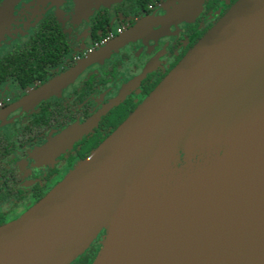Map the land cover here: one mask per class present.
I'll return each mask as SVG.
<instances>
[{
  "label": "flooded vegetation",
  "instance_id": "1",
  "mask_svg": "<svg viewBox=\"0 0 264 264\" xmlns=\"http://www.w3.org/2000/svg\"><path fill=\"white\" fill-rule=\"evenodd\" d=\"M238 1L119 0L76 16V0H18L0 61H30L35 78L0 82V226L107 139Z\"/></svg>",
  "mask_w": 264,
  "mask_h": 264
},
{
  "label": "water",
  "instance_id": "2",
  "mask_svg": "<svg viewBox=\"0 0 264 264\" xmlns=\"http://www.w3.org/2000/svg\"><path fill=\"white\" fill-rule=\"evenodd\" d=\"M17 1L0 3V42ZM117 1L76 0L75 13L84 16L92 7ZM262 119L264 0H239L64 182L0 228V246L23 240L17 250L0 253V264H54L55 255L48 256L47 248L87 217V225L56 264H72L105 231L108 238L93 263L100 264L115 213L142 183L176 173L181 155L185 183L213 170L227 162L229 149L237 145L232 133ZM224 149L228 151L213 161L211 154ZM115 170L120 171L116 184L106 190L102 183ZM47 225L54 231L26 240ZM166 264H264V209L220 240L175 254Z\"/></svg>",
  "mask_w": 264,
  "mask_h": 264
},
{
  "label": "bare ground",
  "instance_id": "3",
  "mask_svg": "<svg viewBox=\"0 0 264 264\" xmlns=\"http://www.w3.org/2000/svg\"><path fill=\"white\" fill-rule=\"evenodd\" d=\"M231 140L240 149L227 162L168 194L154 195L158 192L152 185L155 183H142L115 213L112 237L100 264H166L175 254L220 240L262 211L264 119L236 129ZM119 173L115 170L103 181L106 190L116 184ZM88 221L89 217L47 248L48 256L55 255L54 264L71 248ZM46 228L26 240L54 231L52 225ZM21 243V239L4 243L0 253L15 251Z\"/></svg>",
  "mask_w": 264,
  "mask_h": 264
},
{
  "label": "rangeland",
  "instance_id": "4",
  "mask_svg": "<svg viewBox=\"0 0 264 264\" xmlns=\"http://www.w3.org/2000/svg\"><path fill=\"white\" fill-rule=\"evenodd\" d=\"M99 6V5H98ZM92 8H94V7H92ZM91 8V9H92ZM90 9V10H91ZM3 45L5 46V44H4V42H2L1 44H0V53H2V49H3ZM146 99V98H145ZM145 99L140 103V105L145 101ZM139 105V106H140ZM131 114H129V116H130ZM128 116V117H129ZM127 117V118H128ZM126 118V119H127ZM125 119V120H126ZM124 120V121H125ZM123 121V122H124ZM122 122V123H123ZM121 123V124H122ZM120 124V125H121ZM239 149H240V145H235V147L233 146L231 149H229V151L230 152H232V153H230V157L231 156H233L234 155V151L236 152V151H239ZM93 151H95V150H93ZM93 151L91 152V154L93 153ZM225 151H228L227 149H224V150H222L221 151V153H220V151L219 150H215L214 151V153L213 154H211V157H212V159H213V161H215V160H217L218 158H220L221 156H222V154H223V152H225ZM90 155V154H89ZM229 157V158H230ZM183 158H184V156L183 155H181V157H180V165H179V170L178 171H176V173H172V174H170L166 179H162V177H159V178H157L154 182H155V185L157 186V190H158V192H156V194H154V195H158V196H162L161 194H168L170 191H173V190H175L179 185H181V184H184L185 183V175H184V172L186 171V169H185V167H184V165L183 164H185L184 163V161L185 160H183ZM82 161H84V160H82ZM81 161V162H82ZM81 162H79L73 169H70V170H67V171H65L64 173V178H63V180H59L58 181V183H56V185H55V187L52 189V190H54L57 186H59L62 182H64L65 180H66V178L75 170V168L81 163ZM199 162L201 163V164H204V161L203 160H200L199 159ZM195 169V168H194ZM152 182V181H151ZM34 207V206H33ZM32 207V208H33ZM32 208H30V209H28L27 211H26V213L29 211V210H31ZM25 213V214H26ZM108 235H107V233H105V231H104V233H103V236H102V238H101V241H100V243H101V246L99 247V249H98V251H97V253H96V256L99 254V252H100V250L102 249V243H103V240L105 239V240H107V237ZM94 262H92L91 264H93Z\"/></svg>",
  "mask_w": 264,
  "mask_h": 264
},
{
  "label": "trees",
  "instance_id": "5",
  "mask_svg": "<svg viewBox=\"0 0 264 264\" xmlns=\"http://www.w3.org/2000/svg\"><path fill=\"white\" fill-rule=\"evenodd\" d=\"M2 1H3V0H0V3H1ZM19 63H20V62H19L18 60H17V61H16V60H12V61H8V62H4V60H1V61H0V82H1L2 80H4L7 76L14 75V76H16V78H17V79H18L23 85H27V84L31 81V79L35 78L34 73H33V71L31 70V65L33 66V64H31L30 61H28V66H27L26 69H24V70H21V66H20ZM29 63H30L31 65H30ZM36 77H37V76H36ZM154 90H155V89H154ZM154 90H153V91H154ZM153 91H152V92H153ZM152 92H151V93H152ZM151 93H150V94H151ZM150 94H149V95H150ZM135 110H136V109H135ZM135 110H134V111H135ZM134 111H133V112H134ZM133 112H132V113H133ZM132 113H131V114H132ZM119 126H120V125H119ZM119 126H118V127H119ZM118 127H117V128H118ZM117 128H116V129H117ZM116 129H115V130H116ZM115 130L113 131V133L115 132ZM113 133H112V134H113ZM112 134H111V135H112ZM111 135H110V136H111ZM110 136H109V137H110ZM109 137H108V138H109ZM108 138H107V139H108ZM107 139H105V140H107ZM105 140H104V141H105ZM104 141H103V142H104ZM103 142H102V143H103ZM102 143H101V144H102ZM101 144H100V145H101ZM100 145H99V146H100ZM99 146H98V147H99ZM98 147H97V148H98ZM97 148H96V149H97ZM96 149H95V150H96ZM93 152H94V151H93ZM90 155H91V154H90ZM90 155H89V156H90ZM89 156H87V157H89ZM87 157H86V158H87ZM86 158H85V159H86ZM85 159H84V160H85ZM51 191H52V190H51ZM51 191H50V192H51ZM50 192H49V193H50ZM49 193H48V194H49ZM48 194H45L41 199H39V200L37 201V203H36L34 206H36L39 202H41V201H42V200H43ZM4 226H6V225H4ZM1 227H3V226H0V228H1ZM95 240H97V241H96V244H95L96 246L94 245V248H93V246H89V248H87V249L83 252V254H81V255H80V256H79V257H78V258H77L72 264H91L92 262L95 261V259H96L97 256L93 257L91 251H92L93 249H95V247H97L98 245H99V247L101 246V243H100L101 240L98 241L97 238H96ZM90 248H92V249H90ZM87 250H88V251L90 250V253H88V252L85 253ZM92 252H93V251H92Z\"/></svg>",
  "mask_w": 264,
  "mask_h": 264
}]
</instances>
